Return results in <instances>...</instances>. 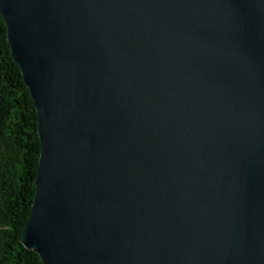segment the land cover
<instances>
[{"label": "water", "instance_id": "1", "mask_svg": "<svg viewBox=\"0 0 264 264\" xmlns=\"http://www.w3.org/2000/svg\"><path fill=\"white\" fill-rule=\"evenodd\" d=\"M0 13L38 113L42 264H264V0Z\"/></svg>", "mask_w": 264, "mask_h": 264}, {"label": "trees", "instance_id": "2", "mask_svg": "<svg viewBox=\"0 0 264 264\" xmlns=\"http://www.w3.org/2000/svg\"><path fill=\"white\" fill-rule=\"evenodd\" d=\"M40 152L37 109L12 57L0 13V264H42L22 243Z\"/></svg>", "mask_w": 264, "mask_h": 264}]
</instances>
